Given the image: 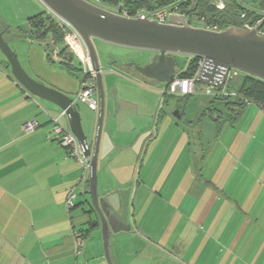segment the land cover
Masks as SVG:
<instances>
[{
  "label": "crops",
  "instance_id": "0c3cea01",
  "mask_svg": "<svg viewBox=\"0 0 264 264\" xmlns=\"http://www.w3.org/2000/svg\"><path fill=\"white\" fill-rule=\"evenodd\" d=\"M29 2L41 11L38 0ZM0 24L18 35L1 10ZM24 40L54 65L73 67L51 37ZM129 67L109 66L103 76L98 189L131 226L111 236L113 263L264 264V106L248 102L224 115L217 102L162 95ZM70 75L41 82L75 99L84 75L75 82ZM61 112L28 93L0 54V264H108L89 170L53 132L51 119ZM31 121L38 128L25 131ZM59 122L70 131L67 116ZM73 188L78 198L68 212Z\"/></svg>",
  "mask_w": 264,
  "mask_h": 264
},
{
  "label": "water",
  "instance_id": "95a60500",
  "mask_svg": "<svg viewBox=\"0 0 264 264\" xmlns=\"http://www.w3.org/2000/svg\"><path fill=\"white\" fill-rule=\"evenodd\" d=\"M39 1L53 16L80 36L96 73L99 112L93 146L88 142L75 99L33 79L22 66L18 54L6 41V30H0V51L6 58L14 79L28 93L66 111L70 131L89 160L91 207L100 220L105 258L108 264H114L111 257V236L113 233L129 231L131 226L123 222L122 216L118 214V206L112 203V196L101 197L98 189V160L105 124L106 90L95 42L102 41L156 53L145 65H128L133 66L143 77L165 84L177 77L175 55L199 58L203 60V65L198 81L222 90L234 70L264 81V37L259 34L264 19L253 30L235 26L213 30L193 27L187 15L182 14L170 15L166 23H160L150 19L129 18L88 0ZM174 115L180 118L178 110ZM139 232L144 234L142 230Z\"/></svg>",
  "mask_w": 264,
  "mask_h": 264
},
{
  "label": "trees",
  "instance_id": "16d2710c",
  "mask_svg": "<svg viewBox=\"0 0 264 264\" xmlns=\"http://www.w3.org/2000/svg\"><path fill=\"white\" fill-rule=\"evenodd\" d=\"M98 3L100 6L112 11L117 9L126 10L133 14L141 10L154 12L165 8H178L191 20L196 18L203 22L207 29L213 30H224L232 26L242 28L245 23H255L261 18L257 8L242 0H227V7L224 11L216 9L212 4V0H98ZM261 5L264 6V0L261 1ZM190 19L189 22L192 25ZM66 30V25L50 13L44 12L29 18L28 26L20 28L17 36L39 41L51 37L57 46L63 47L61 54L71 61L74 59V54L65 46ZM10 33V30H6L4 35L7 42H9V39L11 40ZM199 61V58L190 57L189 65L186 69L178 71L177 77L181 79L194 77ZM237 79L233 78L227 84L228 92L235 93V96L213 97L210 100L211 104L217 102L219 105L226 106V108L232 107L238 110H241L248 102L264 106V81L241 74L238 75ZM213 111L221 113L216 107Z\"/></svg>",
  "mask_w": 264,
  "mask_h": 264
},
{
  "label": "rangeland",
  "instance_id": "374dc122",
  "mask_svg": "<svg viewBox=\"0 0 264 264\" xmlns=\"http://www.w3.org/2000/svg\"><path fill=\"white\" fill-rule=\"evenodd\" d=\"M29 1L30 0H0V10L2 11L3 15L6 17L7 25H9L11 29H13V32H17V30H19L20 28H26L28 26L29 18L34 17L35 15H38L42 12H45L48 14L50 13L48 9L39 0L38 2H40L42 6L41 11L38 13H34ZM88 1L92 3H96L95 2L96 0H88ZM242 1L257 8L259 11L264 10V6L261 5L262 0H242ZM29 9H31L30 10L31 14H28ZM191 23L193 27L206 28L204 23L197 20L196 18L192 19ZM0 28H2L1 24H0ZM13 34L14 33H12V35ZM10 38L11 40L8 38L9 44L13 48V50L18 54L19 60L22 66L24 67V69L28 72V74L33 79H35L36 81L40 83L46 84L48 87H51L49 83L47 82L45 83L41 81L43 80L49 81L51 77L60 78L59 75L61 71L71 74L70 76L74 80V82L79 80L81 75L83 74L82 68L84 65H82L80 60L75 56L73 57L74 58L73 60L68 62L69 64L70 63L72 64L73 66L72 68H69L68 65H65L61 62H57L54 65V63L49 62V59H48L49 55L47 52H45V50H40L39 46L32 44L30 41L26 42L24 40L28 38H23L19 36H14L13 38L12 37ZM95 45H96V49L99 55L103 76H105V74L107 73L105 69L109 66H112L120 70L122 69L121 65L125 66L130 63L145 65L148 63V57L151 53L149 51L129 49V48H124V47H120L116 45H111V44H108L102 41H96ZM57 47H58L57 49L60 51L63 49L62 46H57ZM30 52H32L31 55H30ZM0 54L3 55L1 51H0ZM38 54H40V56L45 55V58H44L45 64L40 59V56ZM175 58L177 61L178 71H182L186 69L187 66L189 65L190 56L175 55ZM129 70H131V72L134 73L135 75H140L136 71V69L133 67H129ZM239 74L245 75L242 72H239ZM234 78L238 80L237 79L238 76ZM144 79L156 84L160 88V90H163L165 88V83H161L156 80L149 79V78H144ZM114 82H117L116 78L114 79ZM206 86L207 85L200 83L198 86V93L192 96L190 100H194L197 98L196 100L205 99V101H210L213 97L205 96L204 89L206 88ZM180 108L183 114V112H185L184 102L180 104ZM78 109L81 114L84 131L86 135L90 138L92 137V133H94L97 130L98 112L92 111L88 107V105L82 104V103H78ZM224 109H225L224 115H226V110H227L226 106ZM224 119L228 120V118L225 116H224Z\"/></svg>",
  "mask_w": 264,
  "mask_h": 264
},
{
  "label": "built area",
  "instance_id": "2783aa9c",
  "mask_svg": "<svg viewBox=\"0 0 264 264\" xmlns=\"http://www.w3.org/2000/svg\"><path fill=\"white\" fill-rule=\"evenodd\" d=\"M213 6L220 10L224 11L227 7V0H212ZM114 12L119 13L121 15L127 16L129 18H141V19H150L155 20L160 23H166L170 15L173 14H182L183 13L178 8H165L161 10H157L154 12H147L145 10H141L138 13H130L126 10H115ZM260 15V19H258L255 23L247 22L244 24L242 28L246 30H253L258 25H260L264 19V10L258 11ZM58 19V18H57ZM59 20V19H58ZM60 21V20H59ZM62 22V21H60ZM63 23V22H62ZM66 25L65 23H63ZM65 33L64 43L65 46L77 57L82 63L83 68V80L81 82V87L78 95L75 98L74 103H82L88 105V107L92 111L99 110V100H98V87L96 83V73L92 68L90 57L88 56L83 41L80 36L68 25ZM259 34L264 37V24L262 28L259 30ZM203 65V60L200 59L198 64V69L194 77L190 79H181L176 77L174 80L165 84V88L162 90V95L164 96H188L195 95L198 93V86L200 82L198 81V76L200 73V69ZM239 75L238 71H232L228 77L226 86L222 89H216L211 86H206L204 89L205 96L209 97H217V96H235V93H229L227 90L228 82L237 77ZM67 116L66 111H62L58 118H52L53 123V132L59 138V142L64 148L69 150V154L71 157H75L79 160L82 166L85 169H89V160L85 157L84 150L76 137L71 133V131L66 130L59 122L60 117ZM39 124L36 121L27 122L24 125L25 131H34L38 128ZM76 189L73 188L67 198L66 201V209L68 212L73 210L76 207V202L78 195L76 194ZM80 247L79 242L76 245L75 253L77 256L80 255Z\"/></svg>",
  "mask_w": 264,
  "mask_h": 264
},
{
  "label": "flooded vegetation",
  "instance_id": "af4514ba",
  "mask_svg": "<svg viewBox=\"0 0 264 264\" xmlns=\"http://www.w3.org/2000/svg\"><path fill=\"white\" fill-rule=\"evenodd\" d=\"M155 55H156V53L151 52L149 57H148V62L151 61Z\"/></svg>",
  "mask_w": 264,
  "mask_h": 264
}]
</instances>
